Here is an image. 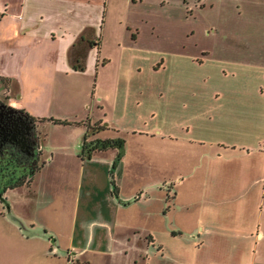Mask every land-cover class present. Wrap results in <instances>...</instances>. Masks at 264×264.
Instances as JSON below:
<instances>
[{
  "label": "crops",
  "instance_id": "0c3cea01",
  "mask_svg": "<svg viewBox=\"0 0 264 264\" xmlns=\"http://www.w3.org/2000/svg\"><path fill=\"white\" fill-rule=\"evenodd\" d=\"M138 2L146 9L164 0H127L120 25L125 33L115 39L119 68L107 76L110 89L102 87L93 99L98 118L75 122L86 130V124L103 125L88 139L122 138L104 133L125 130L160 148L171 146L178 158L193 153L196 165L184 176L178 166L167 180L181 190L170 189L166 199L163 189L158 198L147 195L159 183L123 193L116 180L104 199H90L79 178L72 188L60 185L70 198L56 202L48 184L54 156H47L36 173L46 172L42 185L34 187L35 174L29 185L3 194L19 221L0 201V264H99L98 255L137 264L146 260L145 252L168 254L174 264H264V0H220L222 19L213 42L179 38L170 46L141 39L133 21L142 20ZM193 3L197 9L215 5ZM110 4L0 0V78L9 80L0 91L9 105L41 120L38 128L51 122L63 76L96 71L98 77L99 55V70L109 64L112 55L103 44ZM213 27L204 25L202 34L215 33ZM80 44L85 48L75 50ZM79 52L83 70L73 68ZM99 152L90 159L79 152L76 160L92 167ZM124 160L123 151L114 171ZM184 189L189 198L179 200ZM10 190L21 194L11 200Z\"/></svg>",
  "mask_w": 264,
  "mask_h": 264
},
{
  "label": "rangeland",
  "instance_id": "374dc122",
  "mask_svg": "<svg viewBox=\"0 0 264 264\" xmlns=\"http://www.w3.org/2000/svg\"><path fill=\"white\" fill-rule=\"evenodd\" d=\"M151 1L149 0V2ZM212 2L215 4L214 7H207L205 5V7L200 9L194 7L193 0H186V4H182L181 1L178 2L177 0H164L159 6H152L148 3L146 4V9L138 2L136 4L138 5L136 7H139L137 13H141L142 20L137 21L133 16V21L138 24L141 39L147 43L170 46L174 40L179 38L190 39L192 41L194 39L198 41H210L213 39V42L218 37L219 29L217 25L221 23L222 17L220 13V0H212ZM109 8V14L106 15L107 19L105 22L107 27L105 36L107 40L103 44L105 53L112 55L109 64L99 70L103 66L101 59L103 56L99 55L96 67L98 77L96 71L81 74L69 73L67 76H63V81L59 85L60 92L55 96L57 105L51 110L49 118L67 122V125L48 122L45 125L40 124L39 126L42 137V152L39 155V163L41 166H44L47 160L46 157L48 156L49 159L50 156H54L52 164L48 167V184H50V188H53L52 199L56 198V202L61 200L64 195L67 199L70 198V195H66V192L60 189V185H66L67 189L72 188L73 184H78L79 178L82 180V188L90 191V199H104L103 193L107 186L110 189L112 188L111 182L113 180H116V183L122 187L123 193L133 185H146L149 188V186L159 183L157 189L150 187L147 195L151 196L152 199L158 198L160 190L163 189L161 193H164V199H166V194L170 189H174L175 192L181 190L178 186L172 188V183L168 181L172 179L171 177L174 176L178 166L182 169L184 168V171L181 173L184 176L186 172L193 169V166L196 165V159L193 158V153L188 157L185 156V153H181V158H178L179 156L177 153L174 154L175 150L171 146L166 145L164 148H160L157 146V141L147 137L137 136V138L125 130L116 134L112 129H106L104 135H119L125 139V160L122 161V168L121 164L115 171L112 167L113 161L118 155L114 149H107L97 153L92 167H90L91 163H88L83 168L84 166L80 165V161L76 160L80 152L79 138L83 134H86V129L75 121H80L83 118L85 121L87 117L90 118V121L97 120L99 110L95 107L93 99L102 87L110 89L111 85L107 76L113 75L119 68L118 50L115 39H121L125 33L124 28L120 25H123L124 16L126 15L127 0H111ZM114 9L115 11H113ZM143 9L146 10V13L142 11ZM142 12L144 16L146 15L145 17L142 15ZM119 18H121L122 23H119ZM211 24L214 26L213 29H216L215 33L211 31L209 36L208 34H202V27ZM189 30L193 31V34L186 36V32L190 33ZM83 48H85V45L80 44L75 50H82ZM94 85L97 87V90H94L95 93L93 92ZM0 99L7 102V95L2 91H0ZM108 111L110 114V107ZM105 120L108 121L109 116ZM103 123L105 124L104 120ZM184 150L185 148H182V151ZM109 159L111 160L109 161L110 164L108 163ZM108 165L110 174L107 172ZM59 169H66L68 173L63 175L59 172ZM45 173V171H41L39 174H36L35 181L33 182L34 187L44 183ZM164 181H167V184L163 187ZM187 181H184V184ZM8 192L11 200L14 199L12 197L13 195L18 197L21 194L20 190H16L15 193L11 190ZM86 197H83V199ZM178 197L179 200L181 198L187 199L189 198V192L184 189L183 192L178 193ZM43 199H45L44 196L40 198V200ZM160 255L158 254L157 256L155 253L148 254V252H145L144 256L146 260L140 261L137 264H174L168 254L164 256ZM96 258L99 264H119L117 256H109V260H106L105 256L100 257L99 255Z\"/></svg>",
  "mask_w": 264,
  "mask_h": 264
},
{
  "label": "trees",
  "instance_id": "16d2710c",
  "mask_svg": "<svg viewBox=\"0 0 264 264\" xmlns=\"http://www.w3.org/2000/svg\"><path fill=\"white\" fill-rule=\"evenodd\" d=\"M78 56L73 68L83 70L80 52ZM8 83V79L0 78L1 87L7 88ZM48 120L52 123L67 124L53 118ZM40 121L23 109L12 107L0 99V195H3L7 189L29 185L40 169L39 155L42 152V137L38 128ZM86 127V134L81 142L80 157L90 159L95 151L115 148L118 153L112 164V167H115L124 151V139L120 137L88 139L103 127L99 123L87 124Z\"/></svg>",
  "mask_w": 264,
  "mask_h": 264
},
{
  "label": "water",
  "instance_id": "95a60500",
  "mask_svg": "<svg viewBox=\"0 0 264 264\" xmlns=\"http://www.w3.org/2000/svg\"><path fill=\"white\" fill-rule=\"evenodd\" d=\"M0 201L3 202L4 206H5V209H6V213L8 214V216H10V218L16 220V221H19L13 214V212L11 211V208L9 206V203L8 201L6 200V198H4L3 195H0Z\"/></svg>",
  "mask_w": 264,
  "mask_h": 264
}]
</instances>
